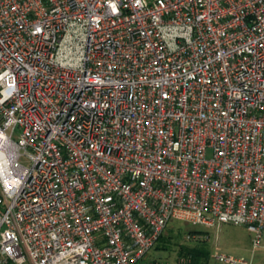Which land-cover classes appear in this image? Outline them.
Listing matches in <instances>:
<instances>
[{"label": "built area", "instance_id": "built-area-1", "mask_svg": "<svg viewBox=\"0 0 264 264\" xmlns=\"http://www.w3.org/2000/svg\"><path fill=\"white\" fill-rule=\"evenodd\" d=\"M170 220L264 249V0H0V264H193Z\"/></svg>", "mask_w": 264, "mask_h": 264}, {"label": "rangeland", "instance_id": "rangeland-1", "mask_svg": "<svg viewBox=\"0 0 264 264\" xmlns=\"http://www.w3.org/2000/svg\"><path fill=\"white\" fill-rule=\"evenodd\" d=\"M20 164L26 166L25 160L20 159ZM205 231L207 239L201 242H186L184 236L188 231ZM163 238H168L169 244L165 250L161 249L162 242L157 241L155 248L151 249L146 257L155 259H170L178 253V246L184 248L202 249L207 253L205 264H227L216 262L213 257L217 254L230 259L244 262L245 264H264V249L252 248L251 234L243 226L219 225L218 229H204L200 226L170 220L162 233ZM167 241V239H163ZM166 246V244H165ZM8 264H13L9 262ZM23 264H30L28 261ZM235 264V263H233ZM241 264V263H239Z\"/></svg>", "mask_w": 264, "mask_h": 264}, {"label": "trees", "instance_id": "trees-1", "mask_svg": "<svg viewBox=\"0 0 264 264\" xmlns=\"http://www.w3.org/2000/svg\"><path fill=\"white\" fill-rule=\"evenodd\" d=\"M207 234V233H206ZM163 239H167V241H163ZM159 242H162L161 249L165 250L166 247L169 244V239L168 238H163L161 235L158 239ZM166 244V246H165ZM157 249V248H155ZM178 253L177 254H185V255H190L193 264H205V261L207 260V253L202 250V249H197V248H184L182 246H178Z\"/></svg>", "mask_w": 264, "mask_h": 264}]
</instances>
